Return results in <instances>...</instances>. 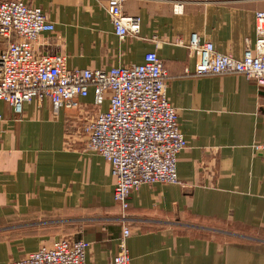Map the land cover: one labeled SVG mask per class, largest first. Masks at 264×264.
I'll use <instances>...</instances> for the list:
<instances>
[{
  "label": "crops",
  "instance_id": "1",
  "mask_svg": "<svg viewBox=\"0 0 264 264\" xmlns=\"http://www.w3.org/2000/svg\"><path fill=\"white\" fill-rule=\"evenodd\" d=\"M21 1L54 24L36 53L64 55L67 68L139 64L156 52L187 145L177 181L130 192L122 219L109 163L85 148L83 132L108 92L96 107L90 88L57 114L45 98L20 112L0 101V264L61 237L86 240V261L110 264L125 225L129 264H264V87L242 74H195L187 48L195 33L241 59L264 0H123V13L140 18L138 37L123 39L106 0Z\"/></svg>",
  "mask_w": 264,
  "mask_h": 264
},
{
  "label": "built area",
  "instance_id": "2",
  "mask_svg": "<svg viewBox=\"0 0 264 264\" xmlns=\"http://www.w3.org/2000/svg\"><path fill=\"white\" fill-rule=\"evenodd\" d=\"M122 2L106 0L113 31L120 39L138 37L140 18L125 15ZM173 9L180 11L181 6L175 4ZM53 30L54 24L39 7L0 0V101L20 112L23 103L45 98L57 114L62 107H78L76 99L86 97L90 88L96 107L108 92L106 109L98 110L83 126L85 148L109 163L113 199L125 219L130 192L143 184L177 181V155L187 145L166 94V70L154 51L146 52L139 64L67 68L64 55L35 51L39 36ZM253 31L254 41H246L241 59L218 51L193 33L187 45L195 59L193 72L242 74L264 87V11L255 12ZM128 235L125 225L110 264H129ZM88 246L86 240L61 237L7 264H91L85 258Z\"/></svg>",
  "mask_w": 264,
  "mask_h": 264
},
{
  "label": "rangeland",
  "instance_id": "3",
  "mask_svg": "<svg viewBox=\"0 0 264 264\" xmlns=\"http://www.w3.org/2000/svg\"><path fill=\"white\" fill-rule=\"evenodd\" d=\"M184 222H188L186 224L196 223V224H201V225L214 226L213 228H219V227H221L220 225H218V223H215V222L203 221V220H197V219L195 220V219H192V218H188ZM196 224H189V225H196Z\"/></svg>",
  "mask_w": 264,
  "mask_h": 264
}]
</instances>
